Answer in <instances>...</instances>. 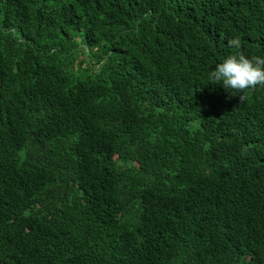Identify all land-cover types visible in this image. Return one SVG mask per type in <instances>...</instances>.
Segmentation results:
<instances>
[{
    "label": "trees",
    "instance_id": "trees-1",
    "mask_svg": "<svg viewBox=\"0 0 264 264\" xmlns=\"http://www.w3.org/2000/svg\"><path fill=\"white\" fill-rule=\"evenodd\" d=\"M237 51L264 0H0V264H264V87L208 83Z\"/></svg>",
    "mask_w": 264,
    "mask_h": 264
},
{
    "label": "clouds",
    "instance_id": "clouds-1",
    "mask_svg": "<svg viewBox=\"0 0 264 264\" xmlns=\"http://www.w3.org/2000/svg\"><path fill=\"white\" fill-rule=\"evenodd\" d=\"M228 46L240 49V39L238 37L230 39ZM208 83L219 84L230 90V94H239L242 102L246 101V90L264 87V57H249L241 51L230 53L209 73Z\"/></svg>",
    "mask_w": 264,
    "mask_h": 264
}]
</instances>
